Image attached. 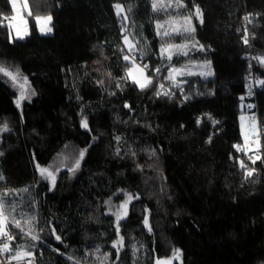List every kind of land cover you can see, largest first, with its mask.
<instances>
[{
    "label": "trees",
    "instance_id": "16d2710c",
    "mask_svg": "<svg viewBox=\"0 0 264 264\" xmlns=\"http://www.w3.org/2000/svg\"><path fill=\"white\" fill-rule=\"evenodd\" d=\"M26 1L30 34L13 39L12 4L0 0V67L28 81L22 96L0 72V195L10 202L5 193L24 191L18 211L27 202L37 216L35 232L7 218L14 248L34 249L38 264H156L177 250L174 264H264V157L243 146L240 124L247 55L264 81V0H184L201 13L195 31L163 40L204 49L171 64L210 60L213 76L173 83L159 68L151 0ZM117 5L151 41L147 59L133 53L153 75L143 89L128 77ZM40 16L51 17L53 34L39 32ZM162 82L180 84L188 104L160 93ZM47 167L54 181L40 173Z\"/></svg>",
    "mask_w": 264,
    "mask_h": 264
},
{
    "label": "rangeland",
    "instance_id": "374dc122",
    "mask_svg": "<svg viewBox=\"0 0 264 264\" xmlns=\"http://www.w3.org/2000/svg\"><path fill=\"white\" fill-rule=\"evenodd\" d=\"M11 1V0H10ZM152 3V11L156 14L158 19L155 20V35L160 38L159 40V57L161 59V64L159 65V68H163L165 66L168 67L167 73L165 75V80L169 82H177L183 77L186 76H193V75H200L204 78H210L213 76V68L210 60H200L197 62L192 63H183V64H171L172 60L177 56H187L192 53H196L199 51H202L204 49V46L201 42H199L197 39L192 40H186L182 42H174V43H165L163 39H165L163 33L169 32L171 35L173 34H192V33H184L183 29L186 27L185 20L190 17L191 20V26L195 29V24L193 20V13L195 15L196 10L193 13H190L186 10V4L184 0H179V3L183 5V7H176L177 0H156L157 3V9H153V0H151ZM12 4V3H11ZM161 5H164L166 7H161ZM16 7L20 9L19 16L17 19H13V22L10 23V30L11 35L13 39H26L30 34V26L28 22L27 13L29 12L28 3L26 0H16ZM134 6L129 7V12L132 11ZM136 7V6H135ZM13 8V14L12 17L17 16V10L16 8ZM119 14H122L123 18L126 20V24L124 28L122 29L123 34V40L125 43V37H128L129 43H125V47L128 51L127 56H129V60L133 61V64L128 70V77L129 79L134 82V78L141 81V83H144L148 80L152 81L153 75H151L146 66L148 65L138 63L134 57L133 53L137 52L143 59H147V57L153 52V48L151 46V41L147 37V35L140 29V27L137 26L135 21H131L128 15V12H126V9L121 8V11ZM42 18H46L48 16H40ZM196 17H198L196 15ZM201 17V16H200ZM199 17V18H200ZM26 22V23H25ZM157 25H161V27H157ZM39 30V25H37ZM45 31L39 32L42 35H51L53 34L54 30L51 25V21L44 24ZM47 28H51V31L48 32ZM27 30V34L25 35L24 32ZM19 31V35L17 34ZM159 33V34H158ZM170 36V35H169ZM176 45H185L183 51L187 54H177L176 49L174 46ZM134 46L133 51H129V47ZM172 46V47H170ZM162 49H168V51H161ZM169 51H171V59L168 58ZM178 70V71H174ZM131 71L132 75H129V72ZM13 71H11L12 73ZM171 73V78H169V75ZM16 79L13 80L10 76L11 81L13 84L18 88L20 93H24L23 91L27 89V79L25 81V77H23L21 74L17 72L12 73ZM137 84V83H136ZM149 84V83H148ZM146 84V86L148 85ZM139 86V84H137ZM140 87V86H139ZM240 124H241V130L244 138V144L249 151L259 149L262 146V138H261V125L258 121H251L249 119V114L247 111H244L240 116ZM264 131V128H263ZM42 169V168H41ZM49 172L52 173L53 176V170L50 167H47ZM41 173V172H40ZM46 178V175H42ZM47 179H52L51 177H47ZM8 195L6 197L10 198V202L4 200L5 205V212L7 215V218H11L12 221H18L20 225L27 230H31L35 232V226L37 222V216L34 211L28 210V204L27 202L23 203L24 208L19 209V201L24 200L25 197H22L23 193H20L19 191H16V193H10L7 192ZM0 197L3 198V194L0 195ZM21 204V203H20ZM113 202H110V210L114 211L115 214H121L125 212L126 210V204H121L119 208H117ZM117 208V209H116ZM29 218L31 219L30 224L26 221ZM6 230V225H5ZM164 260H170L171 264H174L176 261L180 260L179 255L175 254L174 256L167 258V259H160L158 261H164ZM157 264V263H156Z\"/></svg>",
    "mask_w": 264,
    "mask_h": 264
},
{
    "label": "built area",
    "instance_id": "2783aa9c",
    "mask_svg": "<svg viewBox=\"0 0 264 264\" xmlns=\"http://www.w3.org/2000/svg\"><path fill=\"white\" fill-rule=\"evenodd\" d=\"M5 22L10 24L13 22V19L11 17H6ZM133 57L138 63H142V61L138 58L137 54H134ZM247 57L251 60L250 71L252 72L251 74L252 82L249 88L250 95L248 97L249 104L247 106V112L249 114V119L251 121H258L260 123L257 92L261 87L258 86L257 83L258 77L254 74V66L258 64V61L255 60L252 54L247 55ZM160 93L162 94L167 93L172 97L180 96L182 99L180 103L181 106L187 105L189 102V97L186 96V93L184 89L181 88L180 84H171L167 82H162L160 85ZM203 118L204 116L199 117V123L203 121ZM261 138H262L261 148L259 149L257 148L253 150L256 160L262 159L264 157V142H263L262 131H261ZM4 215L7 217L6 212H4ZM5 233H6L5 235H0V249L3 248L4 244H7L9 251H0V264H38V256L36 251L14 248L13 246V240L15 238L14 233L10 230H5ZM8 237H12V238L9 239ZM18 252L25 253V255H22L19 259H13V257Z\"/></svg>",
    "mask_w": 264,
    "mask_h": 264
},
{
    "label": "snow or ice",
    "instance_id": "6c2138e0",
    "mask_svg": "<svg viewBox=\"0 0 264 264\" xmlns=\"http://www.w3.org/2000/svg\"><path fill=\"white\" fill-rule=\"evenodd\" d=\"M11 3H12V6H13L14 8H16V10H17V16L12 17V19L15 20V19H17L18 16H19V11H20V9L16 7V0H11ZM161 7H166V6L161 5ZM176 7H183V5L179 3V0H177ZM116 8H117V13L119 14V12L121 11V6H120V5H117ZM153 9H154V10L157 9V3H156V0H153ZM29 15H31V13H29ZM195 15H197L198 17L201 16V13H200V11H199L198 8L196 9ZM245 19H247V17H246ZM50 21H51V17H50V16H48V17H46V18H42V17H36V18H35V23H36L37 25H39V30H40L41 32L45 31L44 24H46V23H48V22H50ZM200 22H201V23L203 22L202 18H201ZM25 23H26V22H25ZM185 25H186V27H184V29H183V32H184V33H192V32L195 31V29L191 26V20H190V17L187 18V19L185 20ZM157 27L159 28V27H161V25H157ZM47 31L50 32V31H51V28H47ZM17 34H18V35L20 34L19 31H18ZM24 34H25V35L27 34V30H25ZM158 34H159V33H158ZM163 35H164V36H169V35H171V33H169V32H164ZM244 42L247 43V37L244 38ZM125 43H126V44L129 43V41H128V37H127V36L125 37ZM170 47H172V46H170ZM174 47H175V49H176V53H177V54H184V55L187 54L186 52L183 51L184 47H186L185 45H176V46H174ZM133 49H134V46H130V47H129V51H130V52L133 51ZM161 51H168V49H162ZM171 54H172L171 51H169V56H168L169 59H171ZM123 59L126 60V61H128V60H129V56L125 55V56L123 57ZM157 71H159V70H157ZM174 71H178V70H174ZM0 72H3L5 75L10 76L13 80L16 79V77H15L11 72L6 71L3 67H0ZM129 75H132L131 71L129 72ZM169 78H171V73H170V75H169ZM24 79H25V81H26V78H24ZM134 83L139 84V86L143 89V88L146 86V84L151 83V81L148 80V81H146V82H144V83H141L140 80L134 78ZM260 83H264V81H260ZM161 87H163V86H161ZM21 95L23 96V93H21ZM165 95H167V93H165ZM85 126H86V124H85ZM0 130L6 131V130H7V125H5V126L3 127V129H0ZM80 155H81V157H82V156H83V153H81ZM249 159H251V157H250ZM76 166H77V167L79 166V161L76 162ZM241 167H244L243 162H241ZM40 172H41L42 175H46V178H47V177H51V178L53 179V181H54V176H52V173L49 172L48 169H46V168H42V169H40ZM252 174H253V170H249V171H248V175L251 176ZM25 191H26V189H25ZM4 195L6 196V195H8V194L5 193ZM129 199H131V197H129ZM4 212H5L4 200H3L2 197H0V235H5V234H6V233H5V225H6L7 217L4 215ZM119 218H120V217H119V215H118V216H117V219L119 220ZM31 219H34V218H29L26 222L30 224ZM13 223L15 224V227H16V228H20V227H21V225H20V223H19L18 221H15V220H14ZM145 223H147V221H145ZM8 238L11 239L12 237H8ZM36 238H37V237L33 236V239H36ZM56 239L59 240L60 237L57 236ZM0 251H9L8 245H7V244H4L3 248L0 249ZM22 255H25V253L18 252V253L13 257V259H19ZM178 255H179V250H177V256H178ZM157 264H171V261H170V260L157 261Z\"/></svg>",
    "mask_w": 264,
    "mask_h": 264
},
{
    "label": "bare ground",
    "instance_id": "6f19581e",
    "mask_svg": "<svg viewBox=\"0 0 264 264\" xmlns=\"http://www.w3.org/2000/svg\"><path fill=\"white\" fill-rule=\"evenodd\" d=\"M256 57V56H255ZM256 60H257V57H256ZM259 61V60H258ZM259 83V82H258ZM250 84V83H249ZM260 84V83H259ZM8 229V228H7ZM6 229V230H7ZM8 230H11V229H8ZM14 244H13V246L15 245V242H13ZM21 247V246H20ZM23 247V246H22ZM18 248V247H17ZM19 249V248H18ZM34 250V249H33ZM38 255V254H37Z\"/></svg>",
    "mask_w": 264,
    "mask_h": 264
}]
</instances>
